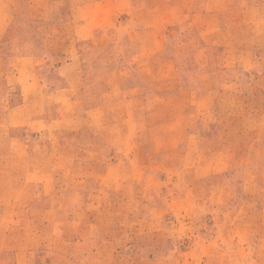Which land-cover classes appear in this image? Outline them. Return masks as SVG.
I'll return each mask as SVG.
<instances>
[{"label": "rangeland", "instance_id": "obj_1", "mask_svg": "<svg viewBox=\"0 0 264 264\" xmlns=\"http://www.w3.org/2000/svg\"><path fill=\"white\" fill-rule=\"evenodd\" d=\"M0 264H264V0H0Z\"/></svg>", "mask_w": 264, "mask_h": 264}, {"label": "crops", "instance_id": "obj_2", "mask_svg": "<svg viewBox=\"0 0 264 264\" xmlns=\"http://www.w3.org/2000/svg\"><path fill=\"white\" fill-rule=\"evenodd\" d=\"M5 54H8V57H16V56H14L12 53H10V51H9V53H5ZM10 54H12V55H10ZM16 54V53H15Z\"/></svg>", "mask_w": 264, "mask_h": 264}]
</instances>
